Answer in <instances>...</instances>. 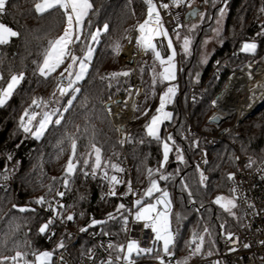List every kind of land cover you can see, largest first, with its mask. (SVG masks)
<instances>
[{
    "label": "trees",
    "instance_id": "trees-1",
    "mask_svg": "<svg viewBox=\"0 0 264 264\" xmlns=\"http://www.w3.org/2000/svg\"><path fill=\"white\" fill-rule=\"evenodd\" d=\"M196 1V0H195ZM36 0H9L6 13L0 16V22L19 30L23 38H13L10 44L0 46V56L3 63H0V72L7 79L12 73H25V80L17 89L13 98L4 107L0 108V174L8 177L6 181L0 177V183L6 188H0V252L5 256L15 254L17 250L15 243L22 245L21 251H28V244L37 251L54 250L61 238L67 242L70 239L68 229L79 230L87 226L92 218L104 220L108 213L115 212L119 203L123 202L129 207L130 196L127 195L121 200L118 197H105L107 190L106 183L99 179L91 178L85 180L81 175L74 177L72 190L66 194L62 203L73 205L70 212L76 214V219L66 225L57 224L53 231L56 235L51 239L42 236L38 232L39 226L51 214L48 211L39 210L38 214L25 212L21 213L13 208V205L38 207L33 202L35 199L45 196L52 199L55 192L49 194V186L61 188L59 182L54 183L53 177L60 178L64 174V167L71 155L68 142L63 137L68 133L77 131L80 139L77 141L78 154H86L88 151V138L84 133L87 128L89 132L95 131L98 146H102V157L104 160H111L119 163L125 169L126 181L130 178L135 184H141L147 179V169L158 167L162 159V146L155 140L146 136L145 124L155 113L159 102L160 93L167 83H157L152 87V76L149 65L152 63L151 53L138 58L136 63V74L139 83L143 86V92L138 99V107L143 113L148 109V114L143 115L139 120L130 125L131 137L124 148L118 137V132L114 127L109 114L104 110L107 102L119 97L126 96V89L134 81V70L121 67L118 55L112 52V43L119 40L121 48L127 44L125 36L135 30L138 23H142L146 18V6L143 0H92L93 9L99 10L95 15L90 13L89 18L92 24L89 27L88 19L85 20V29L94 31L103 23H109V33L101 37V42L96 46V52L92 64L89 68L88 76L81 82L82 93L78 100L74 102V109L65 114V121L61 126H50L44 137L35 140L19 129V117L23 110L31 103L32 98H51L56 90V77L53 74L48 80L35 75L36 64L42 62L39 53L47 46L49 40H54L62 32L65 21L55 10L44 15H39L34 11ZM216 8H206L208 16H215ZM264 7V0H228L227 12L224 17V24L219 43L211 54L208 63L201 64L202 44L204 38L214 27V20H208L199 24L194 34L191 47V55L183 56L185 65L181 71L180 85L181 92L177 94L174 104L168 107L174 113V122H165L161 128V137L166 138L172 134L177 144L184 149L186 165H178L175 155L171 154L169 162L165 168L166 172L175 173L177 167L181 168V175L187 177V182L193 188L197 199V205L203 202L211 213H206L208 226L213 229L211 240L205 238V249L214 247V255L222 253L224 237L219 234V223L217 217L221 216L227 222L229 230L233 233L239 230L243 222L233 220L226 213H223L218 206L211 203L217 195L230 196L229 182L226 175L233 173L235 169L237 152L230 142H235L242 154L247 155L252 160L260 163L264 161V106L249 117L240 121L234 130L227 136V141L221 142L214 147H205L208 163L204 169L205 175L209 177L207 189H200L197 195L199 174L196 172L195 160L200 153V148L204 147L200 133L219 134L230 128L231 124H226L218 129L208 123V118L213 112L212 102L225 87L229 76L244 62L256 60L262 62L264 58V37H256L255 34L264 25V14L259 9ZM181 8L190 10L186 6ZM186 17L184 24L192 22ZM187 33V29H181V34ZM174 35V34H173ZM257 40L258 50L253 56L242 53L240 48L246 41ZM221 40L223 43H221ZM129 57H134L128 49ZM239 52L241 58L238 60L235 53ZM75 54L81 56V47H75ZM121 58V54H120ZM121 61L124 65L123 59ZM217 61H220L219 72H217ZM144 68L141 72L140 69ZM132 74L129 77H121L120 83L112 88L107 87V81L101 82L100 77L112 72L128 71ZM159 71V67H157ZM200 73L197 83L194 79L196 72ZM191 73V75H190ZM117 88L119 90H117ZM154 93V94H153ZM87 95L88 102L84 108L79 107L80 100ZM195 96V101H193ZM111 97V98H110ZM68 97L61 100V105L66 103ZM128 103V102H127ZM187 116L189 120L187 119ZM70 121V123H69ZM196 129L194 134L190 133V128ZM188 136V139H184ZM145 142L141 144L139 141ZM199 140V148L190 147L191 141ZM201 146V147H200ZM63 149V151H62ZM11 156L9 160L8 157ZM130 169V173L128 172ZM179 177L175 182L161 181V187H167L173 201V228L179 227V236L176 243L175 254L182 260L189 254V249L185 242L191 238L193 230L202 231L199 223L201 215L194 211V206L187 203V194L181 193L176 186ZM125 193V192H123ZM84 197V199H81ZM82 213V215H81ZM186 216L179 222L176 221V214ZM238 215H243L241 208ZM19 226L16 228V226ZM100 227H105L113 233L110 237H105L124 243L126 235L120 232V224L112 221L105 226H97L89 230L98 231ZM15 228V231L13 229ZM119 233V235H115ZM93 243L82 239L77 243L78 247L90 248ZM56 253V252H55ZM54 253V255H55ZM148 257V256H147ZM33 257L29 255L28 259ZM145 257L139 258L140 260ZM209 258V257H204ZM201 257H193V262ZM146 260H153L148 257ZM54 260V258H53ZM149 263V261H148ZM220 264H233L229 259H220Z\"/></svg>",
    "mask_w": 264,
    "mask_h": 264
},
{
    "label": "snow or ice",
    "instance_id": "snow-or-ice-1",
    "mask_svg": "<svg viewBox=\"0 0 264 264\" xmlns=\"http://www.w3.org/2000/svg\"><path fill=\"white\" fill-rule=\"evenodd\" d=\"M195 0H143V4L146 6V18L142 23H138L135 26V30L138 35L135 37V48L139 53L147 55L151 53L152 63L149 65L152 76V87L155 88L157 83H167L166 89L159 97L158 107L155 109L149 121L145 124L146 136L151 140H155L162 146V159L159 162L158 167L155 169H147L148 186L144 190L142 196L137 197L132 207H128L125 203L121 202L117 205L115 212L108 213L106 219L97 220L92 218L90 223L81 227L79 231L81 233L88 232L90 228H97V226H105L109 222L115 221L120 224V232L124 233L128 238L125 243H119L112 239H108L106 243L102 242V247L107 254L106 259H99L98 264H137L139 258L148 256L155 259L158 264H189V261L193 257H212L214 255V247L205 249V238H209V243L213 244L211 240L213 235V229L208 226L206 213H211V208L204 205L203 202L197 205V199L194 195L193 188L187 182V177L181 175V168L177 167L175 173H169L165 171V168L169 162L170 154L175 155V160L178 165H186L187 161L184 156V149L177 144L172 134H169L166 138H162L160 135V129L165 122H174V113L167 110L168 107L175 102V98L179 91V85L175 83L177 80L178 71H183L182 68L178 69L176 64L177 51L173 45V36L169 35L168 28L165 27L164 19L161 15V11H165L169 16H173L170 8H181L186 6L190 10L187 12V18L191 21L192 18H197L199 24H203L206 19L214 20L217 27L211 29L216 38L221 35V25L225 14L227 12L228 0H203L205 6L216 8L219 3L221 6L217 9L216 15L208 16L205 10L198 7H193ZM9 0H0V16L6 13ZM53 10L58 15H61L64 19L66 26L63 34L54 40H49L46 47L39 53L42 56V62L36 64L35 75L42 77L43 80H48L53 73L57 72V69L64 65L68 61L63 71L59 72L56 79V90L52 93L50 99H44L42 97H34L31 103L25 108L19 117L18 127L23 133L30 135L35 140H40L44 137L50 126H61L65 121V114L74 109V102L78 100V97L82 93L81 82L85 81L89 73V68L92 64L94 54L96 52V46L100 44L101 37L109 33V23L105 22L102 26L96 27L94 31H88L85 29V20L89 18L90 13L96 14L99 10L93 9L92 0H36L34 3V11L39 15L50 13ZM261 14H264V7L259 9ZM175 23L172 27L174 38L180 41V48L183 54L187 57L191 55V47L194 40V34L198 27L197 23L184 24L180 22V14L176 13L173 16ZM92 24V20L88 19L89 27ZM187 29V33L182 35L181 29ZM256 37H264V25H261L260 30L255 34ZM13 38H23L22 33L19 30H15L13 27L0 22V46L8 45ZM125 39L132 42L131 36H125ZM166 40L167 52L165 53L162 46V41ZM206 39L204 43L206 44ZM221 43L223 41L221 40ZM79 45L81 47L82 55H75V47ZM257 40L246 41L242 44L240 51L242 53L255 55L258 50ZM112 52L119 55L121 52V44L119 40L112 43ZM134 62V57H133ZM208 62L207 56H204L200 63L206 64ZM0 63H3V58L0 56ZM217 72H219L220 61H217ZM159 67V71H157ZM141 72L144 71L142 67ZM10 75L6 79L2 72H0V108L4 107L13 98L17 89L21 86L25 80V73L23 71L19 73H12L9 69ZM132 74L131 70L112 72L105 76H101V82L107 81V87L112 88L114 85L120 83L121 77H129ZM191 75V73H190ZM251 75V73H249ZM195 81L198 83L200 79V73L197 71L194 75ZM117 90H119L117 88ZM129 98L132 97L133 91L131 88L126 89ZM136 94H139V90H136ZM154 94V93H153ZM255 95V94H253ZM64 97H68L66 103L61 105V100ZM111 98V97H110ZM195 101V96H193ZM88 97L84 96L83 100H80L79 107L84 108L87 106ZM118 103L127 104V100L120 101ZM215 105V102H213ZM104 110L113 115L110 105H105ZM139 110V109H137ZM148 109L143 110V115L148 114ZM222 117L213 116L210 119V123H219ZM70 123V121H69ZM118 131H123L118 129ZM80 132L77 126V131L74 133H68L63 137L61 143L65 140L70 145L71 155L69 156L67 163L64 167V174L60 178L53 177L54 183L59 182L61 188H54L49 186L48 192L51 194L55 192L52 199H48L45 196H41L34 200V204L38 207L18 206L13 205L14 209H17L21 213L31 212L38 214L39 210L48 211L51 214L49 217L39 226L38 232L42 236H46L51 239L56 235L53 231L54 227L59 223L66 225L69 222H73L76 219V214L70 212L69 209L73 205H66L62 203L64 197L68 192L72 190V184L74 183V177L81 175L85 180L91 178L93 180L99 179L106 183L108 191L105 193V197H118L121 200L123 197L131 194L136 195L132 189V183L129 180L127 182V191L125 193H118L117 187L123 185L125 181L122 179V175L125 171L119 163H114L111 160H104L102 157V146H98L96 140V134L93 130L89 132L87 128L84 129L83 134H87L88 138V151L86 154H78L77 141L80 136L77 133ZM133 137L125 136L120 140L121 144L126 141H131ZM184 139H188V136H184ZM143 144L145 141L141 139L139 141ZM199 140L193 139L190 147L199 148ZM63 151V149H62ZM204 164L208 163L207 152L204 153ZM11 159V156L8 157ZM236 160L239 157H235ZM256 164L255 160L249 158L246 168H252ZM258 172H261V179L264 180V168H258ZM196 172L199 174L198 188L196 189L197 195L200 189H207L209 177L205 175V171L201 169L200 165H196ZM0 177L4 181L8 179L7 176L0 174ZM179 177V183L176 185L180 192L187 194V203L194 206V211L201 215L199 223L202 225V231L193 230L191 238L185 242V246L189 249V254L182 260H176L173 262L175 255V248L177 239L179 236V227L173 228V201L170 192L167 187L162 188L160 182H175ZM226 181L231 183L229 188L230 196L217 195L214 200L211 201L213 205L218 206L223 213H226L233 220L243 222L245 218L249 220L251 217H259L264 214V208H257L256 203L249 199L246 195L240 192L236 173H228L226 175ZM0 188H6V185L0 183ZM159 195H156V194ZM84 199V197H81ZM244 200L246 208L243 215H238L240 204L238 201ZM147 201V202H146ZM82 215V213H81ZM130 218L133 225H142V229H150L153 233L152 246L142 247L140 241L137 238H133L131 233L133 228L129 227ZM186 219V216L176 214V221L179 222ZM222 222L219 223V234L224 237L225 241L231 244H237L240 242V238L235 233L229 230L227 222L223 221L221 216L217 217ZM250 223L245 227H250ZM19 226L17 225L16 228ZM15 231V228L13 229ZM93 235H100L102 237H110L112 232L105 227H100L98 232L92 233ZM70 235V234H69ZM115 235H119L116 233ZM264 246V240L259 242ZM28 251L19 250L22 245L15 243L14 247L17 249L14 255L5 256L0 252V264H53L54 253L65 249L66 245L64 238L62 237L60 242L56 245V249L52 251H37L32 249L30 244L27 245ZM244 248H250L251 245L243 243ZM229 251H237L235 247L229 248ZM29 255L33 258L28 259ZM87 257L92 264H97V257L92 249L87 251ZM62 264H67L64 256L60 255ZM213 264H220V261H214Z\"/></svg>",
    "mask_w": 264,
    "mask_h": 264
},
{
    "label": "built area",
    "instance_id": "built-area-1",
    "mask_svg": "<svg viewBox=\"0 0 264 264\" xmlns=\"http://www.w3.org/2000/svg\"><path fill=\"white\" fill-rule=\"evenodd\" d=\"M165 2H168V0H165ZM169 11L172 12L173 16H175L176 13L180 14V22L183 23L187 17V9L185 8H170ZM161 15L165 22V27L168 28L169 33L171 36H173L172 27L175 21L173 20V16H169L165 11H161ZM173 42L176 45V42L173 38ZM162 46L164 48L165 53L167 52L166 48V41H162ZM177 68L180 69L184 67L185 62L182 54L179 52L177 46ZM144 54L139 53V55L136 56V63L138 58L143 56ZM236 59H240L241 55L239 52L235 53ZM121 67L126 66L122 63L121 58ZM136 63L133 66H130L134 70V81L131 85L127 87L131 88L133 91V95L131 98H129L128 92L126 93L125 97L122 98V101L127 100V102H131L134 105V111L132 113V116L129 117L126 120H121L125 114L129 111L125 107V104H117L115 102V99L111 102V109L113 115H109L114 127L116 128L118 132V137L121 140L125 136H131V128L130 125L136 122L140 119V109L138 107V99L140 95L143 92V86L139 83L137 74H136ZM243 70H247V73H251L249 77V84L248 86H242L240 89L236 92L238 96L240 95L242 97V104L243 106L247 104V101L250 100L251 95L254 93L255 84L258 82L261 78L262 73L264 72V63L256 61V60H248L244 63H242L228 78V81L225 85V87L222 89V91L217 95V97L214 99L213 102H215V105H213V112L208 118L209 120L213 117V115L216 114L218 108L216 106V103L218 102L219 98L223 96L225 91L228 89L229 85L232 83V81L235 79L236 75L242 72ZM180 78H181V71H178L177 73V80L176 84L179 85V93L181 92V85H180ZM136 90H139V94H136ZM50 99V98H49ZM250 102V101H249ZM263 105V103H262ZM260 105L259 107H261ZM115 106H120V110L115 109ZM258 107V108H259ZM256 108V109H258ZM139 109V110H137ZM256 109L248 110L244 113H232V114H225L223 118V123L221 125H214L218 129H221L223 125L231 124L230 128L224 130L222 133L219 134H213V133H201L202 137V147L200 149V153L197 156L195 160V165L199 164L201 169H205L206 164L203 163V160L205 159L204 153H205V147H214L218 145L221 142L227 141V136L234 130V128L237 126V124L240 121H243L245 118L249 117V115ZM123 127V131H118V129H121ZM196 130L191 126L190 133L194 134ZM128 141H126L124 144H121L124 148L126 147ZM231 146L236 150L237 157L239 159L236 161L235 169L233 173H236V179L237 183L240 189V192L246 195L249 199L254 201L256 203L257 208H264V180L261 179V172H258V168H264V161L255 164L252 168H246L245 165L248 163L249 157L247 155H244L240 151V147L235 142H230ZM128 172L130 173V169H128ZM122 179L125 181L123 185H120L117 187L118 193H123L127 191V182L124 176L122 175ZM130 181L132 183V189L136 193V195L130 196V203L129 207L131 208L133 205L134 200L142 196L144 193V190L148 186V180L145 179L141 184H135L131 178ZM229 186L231 187V183H229ZM108 191V187L106 192ZM159 195V194H156ZM115 198V197H113ZM147 202V201H146ZM240 204V208L242 210V214L246 208V205L244 203V200L241 199L238 201ZM250 223V227H245L246 224ZM129 227H132L134 230L131 233V236L133 238H137L140 241V244L142 247H151L152 246V238L153 233L150 229L144 230L142 229V225H133L131 218L129 222ZM98 231L89 230L88 232L81 233L79 230H69V236L70 239L66 245L65 249H61L57 251L54 255L53 264H62L60 260V255L62 254L65 258V261L67 264H92V261H90L87 257V251L89 249H92L97 257V264L99 262V259H106L107 254L105 253L104 249L100 247V244L102 242L106 243L108 238L102 237L100 235H93L92 233H95ZM236 236L240 238V242L237 244H231L224 240L223 243V250L222 253L213 255L209 258L199 259L193 262H190L189 264H213L214 261H217L222 258L229 259L233 264H264V246H262L259 242L261 240H264V214H261L259 217H251L249 220L248 218H245L243 221V224L241 228L234 232ZM127 236L125 239V242L127 240ZM86 239L93 243V245L90 248H80L77 246V243L82 240ZM243 243H248L251 245L250 248H244L242 245ZM235 247L237 251L231 252L229 251V248ZM173 262L176 260H180L178 255H174L172 258ZM152 264H158V262L153 259L151 260Z\"/></svg>",
    "mask_w": 264,
    "mask_h": 264
},
{
    "label": "bare ground",
    "instance_id": "bare-ground-1",
    "mask_svg": "<svg viewBox=\"0 0 264 264\" xmlns=\"http://www.w3.org/2000/svg\"><path fill=\"white\" fill-rule=\"evenodd\" d=\"M138 35L137 32L132 33L130 36L133 38L132 42L129 43L123 51V60L124 63L128 64L133 60V57H128V54L126 52V49L134 56V59H136V56L139 55L138 50L135 48V37ZM249 77L250 75L247 73V70H243L239 74L236 75L235 79L232 81V83L229 85L228 89L225 91L223 96H221L216 103V106L218 108L216 115L219 117L224 118L225 114H234L237 112L244 113L248 110H253L258 108L262 103H264V72L261 75V78L258 82L255 84L254 93L255 95H251L250 102L247 101V104L243 106L242 104V97L236 92L240 89L242 86H248L249 84ZM125 105L127 110H129L125 116L121 120H126L129 117L132 116V113L134 111V104L131 102H128ZM115 109L120 110V106H115Z\"/></svg>",
    "mask_w": 264,
    "mask_h": 264
},
{
    "label": "rangeland",
    "instance_id": "rangeland-1",
    "mask_svg": "<svg viewBox=\"0 0 264 264\" xmlns=\"http://www.w3.org/2000/svg\"><path fill=\"white\" fill-rule=\"evenodd\" d=\"M193 7H198V8H201L202 10H205L206 11V8H207V6H205L204 4H203V0H196L194 3H193ZM191 23H197L198 25H199V21H198V19L197 18H195L194 20H192V22ZM223 24H224V19H223V22H222V25H221V28L223 29ZM65 26H66V23H65ZM65 26H64V28H65ZM215 27H217V25L215 24V22H214V27L213 28H215ZM64 28H63V30H62V32L58 35V37L60 36V35H62L63 34V31H64ZM212 28V29H213ZM132 32V31H131ZM130 32V33H131ZM222 32V31H221ZM130 33L128 34V36L130 35ZM174 34V33H173ZM169 35H170V33H169ZM171 36V35H170ZM57 37V38H58ZM173 38H174V35H173ZM208 40V42L205 44L204 43V41L205 40ZM174 40H175V42H176V45L174 44V42H173V45H174V47L176 48V46H177V48H178V50H179V52L183 55V56H185L184 54H183V52L181 51V48H180V41H177L175 38H174ZM166 41V40H165ZM218 43H219V38H216L215 36H214V33L210 30V32L208 33V35L204 38V40H203V44H202V58L204 57V56H207V58H208V61H209V58H210V56H211V54L213 53V51H214V49L216 48V46L218 45ZM127 44H128V40H127ZM127 44H126V46H127ZM166 44H167V41H166ZM126 46L124 47V48H121V52H120V54H121V58H122V56H123V51L125 50V48H126ZM177 51V50H176ZM120 54L118 55V58H119V64H120V66H121V62H120ZM76 55V54H75ZM129 57V56H128ZM123 59V58H122ZM176 64H177V56H176ZM125 60V59H124ZM123 60V61H124ZM67 63H68V61H66L65 62V64L64 65H61V67L59 68V69H57V72L56 73H58L59 74V72H61V71H63V68L64 67H66V65H67ZM208 63V62H207ZM262 63H264V58L262 59ZM126 64V63H125ZM128 65V64H127ZM204 65V64H203ZM124 68L126 67V68H131L130 66H123ZM132 69V68H131ZM56 73H53V74H56ZM166 87H167V85H166ZM166 87H164L162 90L164 91L165 89H166ZM160 95H161V93H160ZM52 96V95H51ZM158 104H159V102H158ZM127 105H130V104H126V106ZM157 107H158V105H157ZM168 110V109H167ZM140 114H142V112H140ZM155 114V113H154ZM187 119L189 120V118H188V116H187ZM193 127V126H192ZM161 128H162V126H161ZM194 128V127H193ZM195 129V128H194ZM196 130V129H195ZM160 134H161V129H160ZM200 138L202 139V137H201V133H200ZM202 144V143H201ZM201 144H199V145H201ZM201 147V146H200ZM202 148V147H201ZM200 148V149H201ZM170 156H171V154H170ZM169 159H170V157H169ZM158 194V193H157ZM69 230L70 229H68V232H69ZM65 242V241H64ZM68 243V241L67 242H65V244H67ZM125 243V242H124ZM45 251V250H44ZM48 251H50V250H48ZM145 258H148L147 256H144ZM53 258H54V256H53ZM142 259V260H140V262H142V263H144V264H152L151 263V261L150 260H146V259ZM148 261H149V263H148ZM137 263H139V260L137 261Z\"/></svg>",
    "mask_w": 264,
    "mask_h": 264
},
{
    "label": "water",
    "instance_id": "water-1",
    "mask_svg": "<svg viewBox=\"0 0 264 264\" xmlns=\"http://www.w3.org/2000/svg\"><path fill=\"white\" fill-rule=\"evenodd\" d=\"M134 32H136V30H133L131 33H130V35L132 34V33H134ZM129 35V36H130ZM136 63V60L134 59V62H133V60H131V62L129 63V65H127V66H133L134 64ZM120 101H122V98H116L115 99V102L117 103V104H120V103H118V102H120ZM105 105H110L111 106V102H107ZM262 106H264V103H263V105ZM261 106V107H262ZM261 107H259L258 109H256V110H254L250 115H252V114H254L256 111H258ZM249 115V116H250ZM213 116H218V115H213ZM219 117V116H218ZM209 123H210V120H209ZM223 123V119L222 120H220L219 121V123H216L215 125H221ZM212 124H214V123H212ZM121 129H123V127H121Z\"/></svg>",
    "mask_w": 264,
    "mask_h": 264
},
{
    "label": "crops",
    "instance_id": "crops-1",
    "mask_svg": "<svg viewBox=\"0 0 264 264\" xmlns=\"http://www.w3.org/2000/svg\"><path fill=\"white\" fill-rule=\"evenodd\" d=\"M176 82V81H175Z\"/></svg>",
    "mask_w": 264,
    "mask_h": 264
}]
</instances>
